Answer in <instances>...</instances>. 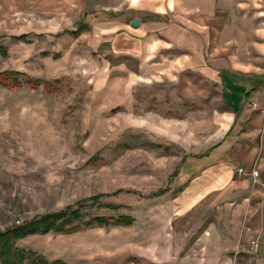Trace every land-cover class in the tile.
Returning <instances> with one entry per match:
<instances>
[{"label": "rangeland", "instance_id": "rangeland-1", "mask_svg": "<svg viewBox=\"0 0 264 264\" xmlns=\"http://www.w3.org/2000/svg\"><path fill=\"white\" fill-rule=\"evenodd\" d=\"M166 3L0 0V74L23 77L15 87L0 79V231L66 208L85 214L84 222L132 220L34 235L17 247L67 264H263L254 259L257 239L251 255L236 259L212 238L222 208L244 201L237 192L230 198L240 188L230 189L226 160L215 151L227 123L217 86L191 74L174 85L137 79V56L120 26L132 22L130 11H162ZM262 117L249 126L258 129L253 144L238 131L234 163L244 146L262 145ZM233 231L232 223L228 239Z\"/></svg>", "mask_w": 264, "mask_h": 264}, {"label": "crops", "instance_id": "crops-1", "mask_svg": "<svg viewBox=\"0 0 264 264\" xmlns=\"http://www.w3.org/2000/svg\"><path fill=\"white\" fill-rule=\"evenodd\" d=\"M157 8L162 11L140 15L130 11L140 20L137 28L131 23L120 26L132 43L130 53L137 56V79L145 84L174 85L183 74H191L217 86L227 123L215 151L226 160L223 175L230 189L240 188L230 190V195L237 192L244 201L237 207L222 208L220 234L213 226L214 247L242 259L251 255L249 242L257 239L254 259L264 264V137L261 146H244L242 162H233L232 146L237 136L240 139L238 131L242 127L246 132L241 135L253 144L258 129L249 126L259 124L263 118L264 28L260 25L264 22V0H171V4ZM145 16L153 19H144ZM205 20L211 25H199ZM213 24L220 26L218 31ZM216 54L222 57L215 59ZM246 70L253 73L245 74ZM253 162L258 170L254 179L249 175ZM234 164L244 166L245 175L240 181L233 178ZM251 199L255 207L249 206ZM232 223L233 238L228 239Z\"/></svg>", "mask_w": 264, "mask_h": 264}, {"label": "trees", "instance_id": "trees-1", "mask_svg": "<svg viewBox=\"0 0 264 264\" xmlns=\"http://www.w3.org/2000/svg\"><path fill=\"white\" fill-rule=\"evenodd\" d=\"M0 54H4V49L0 46ZM9 76L7 74H0L1 82H11L7 85L10 87H15L13 82H16L21 74L11 73ZM23 78V77H22ZM27 85H35L31 80L23 79ZM0 82V83H1ZM217 145L213 146L211 149L216 148ZM118 192H115L117 194ZM162 192H159V195ZM88 201L95 202L96 197L89 198ZM85 214L79 212V210H71V208H66L65 210L46 214L30 222H26L19 226H14L12 228L0 231V264H67L62 260L56 259L52 261L46 260L43 256L31 251L24 250L17 247V242L27 237L34 235H47L49 233L60 234V235H72L80 231L82 226H92V225H116V226H130L132 220L126 217H119L115 221L102 218L93 217L88 222H84Z\"/></svg>", "mask_w": 264, "mask_h": 264}, {"label": "built area", "instance_id": "built-area-1", "mask_svg": "<svg viewBox=\"0 0 264 264\" xmlns=\"http://www.w3.org/2000/svg\"><path fill=\"white\" fill-rule=\"evenodd\" d=\"M237 173L239 176H243L245 175V172L242 168H239L237 170ZM249 175L251 176V178H256L258 176V171L256 169H252L251 172L249 173ZM250 248L252 250L256 249L257 248V243L256 242H251V245H250Z\"/></svg>", "mask_w": 264, "mask_h": 264}, {"label": "water", "instance_id": "water-1", "mask_svg": "<svg viewBox=\"0 0 264 264\" xmlns=\"http://www.w3.org/2000/svg\"><path fill=\"white\" fill-rule=\"evenodd\" d=\"M140 24V20L139 19H133L132 22H131V25L134 27V28H137Z\"/></svg>", "mask_w": 264, "mask_h": 264}]
</instances>
